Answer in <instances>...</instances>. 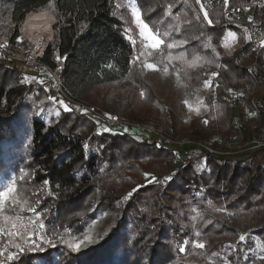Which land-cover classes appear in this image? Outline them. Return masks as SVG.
<instances>
[{
    "label": "trees",
    "instance_id": "16d2710c",
    "mask_svg": "<svg viewBox=\"0 0 264 264\" xmlns=\"http://www.w3.org/2000/svg\"><path fill=\"white\" fill-rule=\"evenodd\" d=\"M137 1L146 22L160 30L162 36L168 34L163 36L166 44L186 41L171 50L165 46L162 53H153L155 58L165 59L169 52L174 56L183 53L188 61L198 58L195 67L174 60V67L181 64L184 80L198 93L203 89L207 70L219 72L218 85L206 100L210 111L185 126L191 137L202 141L215 135L226 140L239 134L244 140L253 134L264 137V73L257 71L252 76L249 72L251 64L261 62L262 50L250 42L243 27L227 23L223 0L208 13L211 25L204 15H198L193 0ZM119 2L0 0V10L6 19L18 22L28 12L45 9L51 3L57 13L53 25L55 42L43 60L55 65L56 59H64V91L99 111L130 122L159 123L153 125L169 135L183 124L169 109L172 97L168 95L167 100L158 96L155 76L144 73L140 58L132 63L139 57V45L131 38L136 31L130 30L133 24L129 11ZM256 11L264 22V7ZM226 29L239 33L241 45L231 55L223 52L221 44ZM9 37L8 47L12 48L18 42L19 29L10 31ZM8 64L13 67L0 64V175L10 171L17 174L18 190L42 214L45 228L34 237L39 247L30 251L25 246L23 253L10 247L9 251L17 252V256L6 264H208L190 259L189 253L215 257L223 252L235 263H242L241 231L229 223L223 211L215 210H264V159L253 151L213 157L208 162L213 171L210 179H202L192 165L182 166L183 160L179 167L175 166L171 158L174 153H183L182 148L173 152L155 143L130 159V135L137 132L111 134L105 128L102 136L95 135L92 119L57 108L47 100V90L41 82L27 84L19 66ZM230 86L243 87L247 105L251 109L258 107L261 118L256 126H237L239 111L226 95ZM142 104L150 108L138 109ZM153 108L156 113L151 111ZM31 109L27 131L21 120ZM223 158L226 160L220 161ZM146 162L152 163L155 180L174 172L172 178L142 186ZM22 166L27 168L24 173ZM120 175L122 180L117 182ZM125 189L138 190L123 199ZM209 201L211 211L196 213L191 207L194 202ZM95 204L117 211V218L98 243L71 253L59 244V237L64 239L82 230ZM8 211L13 210L9 207ZM22 213L26 220L33 218L28 211ZM195 229L207 239L204 249L184 245ZM41 235L52 239L55 246L43 243ZM6 242L7 237H0V245ZM183 245L185 251L180 252Z\"/></svg>",
    "mask_w": 264,
    "mask_h": 264
},
{
    "label": "rangeland",
    "instance_id": "374dc122",
    "mask_svg": "<svg viewBox=\"0 0 264 264\" xmlns=\"http://www.w3.org/2000/svg\"><path fill=\"white\" fill-rule=\"evenodd\" d=\"M233 1L235 3H237L239 0H233ZM193 3H194V5H196L195 9H196V12L198 13V15L200 17H203V13H202L203 11L199 7L201 0H200V3H197V1L193 0ZM119 5L121 7H124L127 11H129V17L131 18L130 21L133 24V27H131L130 30L136 31L135 34L133 33V35H136V38L133 35H131V38L138 42V45H139L138 56L142 62L143 67H144L145 61L158 63L161 60L159 57L158 58L160 60L155 58V56H153V55L152 56L146 55L147 52L149 51V49L146 47V42L139 35L138 26L134 20L132 9L138 8L142 13L140 3L137 0H121V2H119ZM47 9L54 14V16H55L54 23H55L57 20L56 10L53 11L52 8H49V7H47ZM142 18H143V14H142ZM22 20L15 22L13 20L6 19L4 16V12L0 10V44L2 43V37L4 35L9 36L10 31H12L13 29H15L17 27L19 29V38L17 40L18 42L11 49H13V48H16L19 50L23 49V51H26L28 49H35L34 45L27 38H25L22 35V31H21ZM145 22H146V20H145ZM146 23H148V22H146ZM149 26L151 27V29L154 32L158 31L160 33V30H155L154 28H152V26L150 24H149ZM229 32L236 33V40L235 41H233L230 37H228L227 34ZM238 36H239V33L237 31L230 30V29L225 30V35L221 40L223 52L225 54H227V55H229V53L232 54L238 47H240L241 44L239 43ZM9 41H10V37H9ZM54 42H55V35L53 34V37L49 43L50 47H52ZM225 45H228V47H225ZM141 53H145V55H141ZM152 57H154V58H152ZM4 62L7 63V61L0 59V64L6 65L9 67H13L12 65H9L8 63H7L8 65H7ZM164 66L165 65L163 63H160L158 71L147 70L146 68H144V71H145L144 73L145 74H147V73L153 74L155 76V79H156L155 85L157 87L158 96H160L162 99H165L168 95L172 97L171 100H169V102H168L169 103L168 106L170 104L173 106L169 107V109L175 113V115L178 117V119H180L181 123L183 124V126L182 125L179 126V128H177V130H175L174 132H171L169 135H172V136L175 135V136H180L183 138H188V139L194 140L191 137L189 131L187 130V128L185 126L189 125V123L194 118L203 117L210 111V108L206 103L208 95L206 93L204 83H203L202 91L198 93L193 88L189 87L188 83L184 80L183 69H182L181 64H177L174 67V61H172L170 64H168V72L167 73H165L163 71ZM213 71H218V70H213ZM211 72L212 71L207 70L206 79L204 80V82L207 81V77ZM23 76H24L25 82L27 84H38L39 82L42 81L41 85L44 86L47 90V93H46L47 94V100L49 99V97H54L55 100H50V99L49 100L51 102H54V104L56 105L57 108L63 109V107L59 104V101L63 100L69 106L71 111L79 112V113L83 114L86 118L91 120V117H89V115L86 112L68 104V101L62 96L61 92L58 91V89L56 88L57 84L55 81H53V79H50L47 77L44 80V77H46V75L44 77H42L41 74H37V73H27V74L24 73ZM230 87H237V88L241 89L242 92L244 93V96H245V90L243 87H241V86H230ZM170 101H171V103H170ZM185 102H187V103H185ZM189 105L191 107H189ZM149 108L150 107H147L146 105H143V104L138 105V109H140V110H147ZM197 108L199 109V112L196 111ZM151 111L156 113L157 110L155 108H153ZM32 112H33L32 109L29 110V113H26V117L24 118V120H21V121H23L24 129L27 131H28V127H29V116L32 115ZM161 113L162 112H160V111L158 112V114H160V115H161ZM109 114H111V113H109ZM238 114H239V112H238ZM141 122L143 123V124L141 123V125L153 126L155 128H156V126H154V125L159 124V123H155V122H143V121H141ZM144 123H147V124H144ZM137 124H139V123H137ZM93 127H94V122H93ZM104 128H106L107 132L111 133V134H116V133L123 132V131L129 132V133H135V132L138 133L137 129H135L133 127H129V126H119L116 129H110L107 127H104ZM250 136L256 137L258 139H264V137H259L255 134L250 135ZM130 139H131V143H130V146L128 148V157L130 159H134L136 154L138 153V151L141 150L142 148H146L147 146L154 145V144L144 143V141L139 136V134L138 135H130ZM237 139H238V135H234L230 140H226L224 138H221V137L215 135V136H212L207 141L210 142L212 145L216 146L217 148L224 149L227 151H234V152H236V151L237 152L253 151L259 159H264V145L253 149V148H251L252 145H242V144L237 145V142H236ZM244 141H246V140H244ZM230 143L235 144V145H230ZM159 145L164 146L167 149L172 150L173 152L177 150V147H174V146L170 147L168 145H163V143H161V142H158V146ZM176 154L174 153L173 157L171 158L172 162L176 164L175 165L176 167H179L181 165L180 161L183 160L182 166L192 165L202 179H210L213 176V171L211 169L210 164L208 163L209 160H211V159L208 156L203 155V156H198V157H190L189 159H183V157H185L183 155V153L179 152L177 155ZM224 160H226V159L223 158L220 161H224ZM145 166H146V170L143 173V184H142V186L148 185L151 183L160 182V181L162 183H165L166 181L170 180V179H166V178H168V177L172 178V176L174 174V172H172L171 174H167L158 180H153V177H155V175H154L153 170H152V163L146 162ZM26 170H27V168L24 169V167L22 166V172L24 173V172H26ZM145 173H148L149 175L145 176ZM13 178H15L17 180V174L14 173V171H10L5 175H0V188H3V186ZM121 178H122V176L120 175L116 179V181L120 182L122 180ZM133 190L134 189H132L131 191H126V189H125L124 190L125 193L123 194L124 195L123 199L129 198L128 193H130V192L133 193ZM191 207L193 209H195L196 213H200V211H204V210H207V211L212 210L211 204H209V203L194 202V203H192ZM215 211L216 212L223 211V214L226 217V219L229 221V223L232 224L233 226L237 227L241 231V235H243L245 237V239L243 241H241L239 238V242H240L241 250H242L241 251L242 252V263H238V262L235 263L231 258H229L227 252L226 253L223 252L222 254L215 256V257H206L203 253H189L188 257L194 261H197V262L207 261L208 264H264V259L260 258V257L264 256V210H262L261 212H250V211H246V210L229 211V210L217 209ZM89 212H90L89 213L90 215L87 218L83 229L78 231V232H75L74 234L64 238L63 240H61L59 242L60 245H63L66 247L64 241L75 242L74 238L76 241L82 240L85 235H91L94 239H97V240L100 239L113 226V224L117 218V214H118V212L115 210H111L109 208L99 207L96 204L89 209ZM7 214L15 215L16 212L15 211H12V212L8 211ZM20 214L22 216H24L22 212ZM197 232L200 233V231L195 229L193 232V236L191 237L190 240H188L191 246H193V244L191 242L196 241V240L202 241L204 244L207 243V239L205 238L204 235H202L201 233L199 236L195 235V233H197ZM56 244H58V243H56ZM57 258H58V256H56V259ZM38 263L39 264H45L41 261H39Z\"/></svg>",
    "mask_w": 264,
    "mask_h": 264
},
{
    "label": "built area",
    "instance_id": "2783aa9c",
    "mask_svg": "<svg viewBox=\"0 0 264 264\" xmlns=\"http://www.w3.org/2000/svg\"><path fill=\"white\" fill-rule=\"evenodd\" d=\"M192 1V0H188ZM222 0H201L199 7L203 4L204 10L208 13L216 5L220 4ZM257 7H264V0H239L237 3L228 4L225 9V18L228 24L241 26L246 29L247 37H250V42L261 48V62H255L249 66V72L252 76H255V72L260 71L264 73V47H261V41L264 40V22L258 18L256 11ZM201 9V7H200ZM203 13V12H202ZM249 17L252 19L249 20ZM9 36L4 35L2 37V43L0 44V59H3L11 64H17L24 73H37L48 75L50 79L56 82V88L61 92L62 96L68 101L71 106L81 109L86 112L94 122L93 132L97 136H102L105 133V128L116 129L119 126H129L138 130L139 136L146 144H155L158 142L170 147L174 146L183 149V159H189L190 157H198L206 155L210 159L213 157H228L234 153V151H227L219 149L212 145L208 141L192 140L183 138L180 136L166 135L159 132L153 126H145L137 123L130 122L123 119L119 115L109 114L104 111H99L92 105L70 97L63 89L61 84L62 73L65 69L64 59H56L55 65H51L43 60L46 52L43 54L36 53L35 49H23L9 48ZM53 46V45H52ZM50 48V45L49 47ZM47 48V49H48ZM213 73L218 75L213 76ZM218 71H212L207 80H210V86L205 87L208 96L214 93L218 85ZM264 93V82H263ZM226 95L235 103L239 111V117L237 119V126L241 124H249L250 126H256L260 121L261 113L258 107L250 108L246 100L244 99V93L237 87H229L226 89ZM257 102V97L252 98V103ZM255 113V115H250ZM255 118V120H253ZM237 138V137H236ZM237 145H252L251 148H258L264 145V139H258L256 137H249L244 141L243 134L238 135ZM230 145H235L230 143Z\"/></svg>",
    "mask_w": 264,
    "mask_h": 264
},
{
    "label": "snow or ice",
    "instance_id": "6c2138e0",
    "mask_svg": "<svg viewBox=\"0 0 264 264\" xmlns=\"http://www.w3.org/2000/svg\"><path fill=\"white\" fill-rule=\"evenodd\" d=\"M225 6L228 5L229 0H223ZM197 3H200V0H197ZM201 10L203 11L204 19L208 22L209 25L213 23L211 19H209L208 12L204 10L203 4L200 5ZM49 8H52L53 11H55L54 6L50 3ZM132 13L134 16L135 23L138 26L139 35L143 38V40L146 42V47L149 49L147 52V56H152L153 53H162L163 48L166 46L167 49H175L177 47H180L186 43V41H173L166 44L165 39L163 36H167L168 34L165 33L160 34L158 31L154 32L148 23L145 22V20L142 18V13L138 8H133ZM252 18L249 17V20ZM245 31H247L245 29ZM228 37H230L233 41L236 40V33L229 32ZM250 39V37H248ZM22 39V38H21ZM134 43V42H133ZM225 47H228V45H225ZM261 47H264V40L261 41ZM231 53H229L230 55ZM141 55H145V53H141ZM198 59V58H196ZM196 59H193L192 61L186 60L183 53H181L179 56L172 55L171 52L168 53L165 59H161L158 63L153 62H147L144 63V68L147 70L152 71H158L159 70V64L163 63L165 66L163 68V71L165 73L168 72V64H170L174 60H180L184 63H186L189 67H195L196 66ZM139 60V57L134 58L132 63H135ZM166 60V62H165ZM213 76L218 75L217 73H213ZM42 82V81H41ZM205 87L210 86V80H207L204 82ZM143 95V93H141ZM50 100H55L54 97H49ZM187 103V102H185ZM59 104L63 107L65 111H71L69 106L63 101L60 100ZM189 107H191L189 105ZM197 112H199V109H196ZM59 115V112L56 113ZM250 115H255V113H250ZM208 121L205 120L204 123H207ZM107 130V129H106ZM148 173H145V176H148ZM23 179V176L21 177ZM156 178L153 177V180ZM166 179H171V177H168ZM46 185L48 184L47 181L44 182ZM138 189H134L133 192L137 191ZM49 195H51V190H49ZM133 195L132 192L128 193L129 198ZM209 204H211V201H209ZM9 207L12 208L13 211L16 212L15 215H9L7 214ZM195 211V209H193ZM28 211L33 214V218L25 219L24 216H22L20 213ZM45 228V223L42 219V214L38 213L36 211L35 207H32L29 204V201L24 197L23 191L18 190L17 188V181L15 178L8 181L3 188H0V237H7V242L3 245H0V257H5V253H7V256L4 259H0V264H6V261H12L16 258L17 252L23 253L25 251V246H28L29 250H35L36 247H39V245L36 244V241L34 237L38 233H42V231ZM196 236H199L200 233H195ZM61 240H63V237H59ZM245 237L243 235L240 236V240L243 241ZM41 240L43 243H46L50 246H55L53 244L52 239H45L43 235H41ZM75 242H68L64 241L66 247L70 250L71 253H80L85 248L90 247L93 244L98 243L99 241L97 239H94L91 235H85L82 240ZM189 241H184V245L187 246ZM195 248L198 249H204L205 244L202 241L196 240L191 242ZM15 248L17 252L9 251V248ZM180 252L185 251V247L181 246L179 248ZM261 259H264V256L260 257ZM58 264V262H57Z\"/></svg>",
    "mask_w": 264,
    "mask_h": 264
},
{
    "label": "bare ground",
    "instance_id": "6f19581e",
    "mask_svg": "<svg viewBox=\"0 0 264 264\" xmlns=\"http://www.w3.org/2000/svg\"><path fill=\"white\" fill-rule=\"evenodd\" d=\"M55 16L47 8L30 11L22 20V35L35 47L36 53L43 54L53 37Z\"/></svg>",
    "mask_w": 264,
    "mask_h": 264
},
{
    "label": "crops",
    "instance_id": "0c3cea01",
    "mask_svg": "<svg viewBox=\"0 0 264 264\" xmlns=\"http://www.w3.org/2000/svg\"><path fill=\"white\" fill-rule=\"evenodd\" d=\"M229 1H230V3H231L232 0H229ZM233 3H235V2H233Z\"/></svg>",
    "mask_w": 264,
    "mask_h": 264
},
{
    "label": "water",
    "instance_id": "95a60500",
    "mask_svg": "<svg viewBox=\"0 0 264 264\" xmlns=\"http://www.w3.org/2000/svg\"><path fill=\"white\" fill-rule=\"evenodd\" d=\"M27 15V14H26ZM26 15H25V17H26Z\"/></svg>",
    "mask_w": 264,
    "mask_h": 264
}]
</instances>
